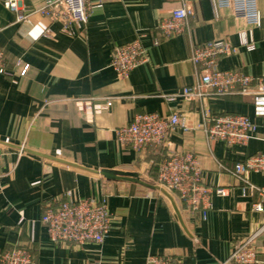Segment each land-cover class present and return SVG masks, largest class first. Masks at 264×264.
I'll use <instances>...</instances> for the list:
<instances>
[{"label":"crops","instance_id":"1","mask_svg":"<svg viewBox=\"0 0 264 264\" xmlns=\"http://www.w3.org/2000/svg\"><path fill=\"white\" fill-rule=\"evenodd\" d=\"M257 2L260 23L253 27L215 0H93L86 24L65 26L41 12L43 0L21 1L22 21L0 0L6 70L0 71V251L28 245L38 264H145L152 255L180 264H236L225 261L264 220L253 209L262 198L251 187L264 186V172L236 171L238 163L264 153V117L254 115L253 95L205 90L203 97L187 98L181 91L201 77L203 67L192 60L195 46L217 38L238 46L219 59L220 69L264 75V0ZM183 3L194 10L185 29L164 36L158 24ZM241 33L255 41L254 50L240 46ZM136 38L147 60L121 77L111 64L113 49ZM145 112H178L185 125L172 130L168 145H122L117 128ZM208 112L247 115L257 129L246 144L209 138ZM169 151L196 156L213 190L204 218L188 212L176 195L179 214L161 191L100 173L136 172L157 183ZM66 192L107 199L111 227L102 244L51 240L41 218ZM254 246L256 264H264V232Z\"/></svg>","mask_w":264,"mask_h":264},{"label":"built area","instance_id":"2","mask_svg":"<svg viewBox=\"0 0 264 264\" xmlns=\"http://www.w3.org/2000/svg\"><path fill=\"white\" fill-rule=\"evenodd\" d=\"M22 0H4V5L15 12L18 20L26 18L21 10ZM93 0H43L41 12L65 26L72 23L86 24L90 5ZM217 8H231L236 16L243 18L251 27L260 23L257 0H215ZM194 13L187 3L172 10L171 16L158 24L164 36H171L185 29L186 21ZM240 46L254 50L255 41L246 33L240 34ZM238 50L226 38H217L196 45L192 60L203 67L201 77L192 86H186L181 94L187 98L203 97L205 90L223 96L230 94L253 95V111L256 117H264V75L253 76L240 70L219 68V59ZM146 48L142 40L136 38L119 44L112 52V66L121 77H126L132 69L147 60ZM3 52L0 50V71L5 72ZM174 95V94H173ZM170 95V99H173ZM111 101L107 102V106ZM185 125L184 115L174 112L168 115L158 113H137L131 121L117 128L118 141L124 146L140 150L149 145H168L172 130ZM257 124L243 114L206 113L204 131L209 138L223 139L230 144H246L253 137ZM2 151L0 149V158ZM236 171L245 175L250 171L264 172V153L255 154L236 165ZM157 183L176 195L192 215L205 217L211 207L212 188L205 184L202 169L192 152L169 151L159 164ZM262 200L253 205V209L264 213V186L256 188ZM216 192L225 194L223 188ZM47 227L52 241H64L73 244L95 242L102 244L111 227V214L106 198H74L70 192L62 194L55 204H48L41 218ZM23 218L21 219V222ZM264 232V220L259 228L246 240L238 244L229 254L225 263L256 264L259 251L254 240ZM0 264H38L31 247L18 244L0 251ZM145 264H180L170 256L152 255Z\"/></svg>","mask_w":264,"mask_h":264},{"label":"water","instance_id":"3","mask_svg":"<svg viewBox=\"0 0 264 264\" xmlns=\"http://www.w3.org/2000/svg\"><path fill=\"white\" fill-rule=\"evenodd\" d=\"M6 144H8V143H6ZM8 145L12 146V144H8ZM22 149L29 152V153L38 155V156L59 160V159H56L50 155L38 152L36 150H32L29 148H22ZM59 161H62V160H59ZM66 163L69 164V162H66ZM100 173L103 176H105L107 179H110V180L132 181V182H136V183H140L142 185H145L149 188L157 189V190L161 191L164 195H166L171 200L176 212L179 214V209H178V206L176 204V200H175L174 196L172 195V193L169 192L168 190H166L164 187L160 186L158 183L147 181V180L141 178L136 172H130V171H124V170L103 169L100 171Z\"/></svg>","mask_w":264,"mask_h":264}]
</instances>
